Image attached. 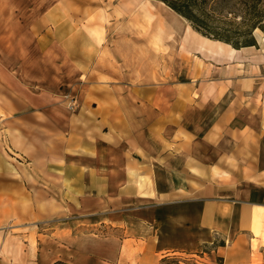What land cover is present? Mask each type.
<instances>
[{"label": "crops", "instance_id": "0c3cea01", "mask_svg": "<svg viewBox=\"0 0 264 264\" xmlns=\"http://www.w3.org/2000/svg\"><path fill=\"white\" fill-rule=\"evenodd\" d=\"M200 38L181 48L199 61L188 82L132 94L108 84L109 107L69 116L75 149L52 162L64 168L66 203L120 234L70 235L47 248L36 241L18 256L12 239L1 240L0 264H160L182 255L191 258L180 264H264V34L257 46L220 42L211 52L198 48ZM13 169L0 148V194ZM14 211L0 206V232H34L28 213L12 223ZM204 245H212L208 262L192 257Z\"/></svg>", "mask_w": 264, "mask_h": 264}, {"label": "rangeland", "instance_id": "374dc122", "mask_svg": "<svg viewBox=\"0 0 264 264\" xmlns=\"http://www.w3.org/2000/svg\"><path fill=\"white\" fill-rule=\"evenodd\" d=\"M141 2L154 3L183 25L189 23L165 3L168 8L161 6L160 0H136L134 6L122 0H0V148L17 170H12L15 178L10 181L14 182L2 185L6 190L0 194V206L14 204L12 223H20L18 213L23 212L34 225H29L34 232L16 226L0 232V241L12 239L14 256L27 251L31 255L36 241L47 248L70 235L120 234L102 224L86 223L85 210L66 203L69 188L61 177L64 168L53 163H64L65 154L75 149L69 143L74 137L69 116L90 112L92 104L110 106L101 99L111 94L108 84L124 86L120 93L125 94L155 84L164 93L165 85L193 77L199 61L179 47V38L161 44L146 35L144 24L135 27L130 16ZM253 33L255 38L263 34L260 30ZM115 86L111 89L120 94ZM65 95L76 98V109L68 108ZM76 148L81 150L79 145ZM21 190L26 196H21ZM5 244L0 255L7 250ZM210 246L204 245L192 257L208 262L213 258L208 255ZM188 257L160 264H180L178 260Z\"/></svg>", "mask_w": 264, "mask_h": 264}, {"label": "trees", "instance_id": "16d2710c", "mask_svg": "<svg viewBox=\"0 0 264 264\" xmlns=\"http://www.w3.org/2000/svg\"><path fill=\"white\" fill-rule=\"evenodd\" d=\"M160 1L185 18L198 33L236 49L257 46L255 30L264 34V0ZM165 260L168 259H162ZM52 264L68 263L56 260Z\"/></svg>", "mask_w": 264, "mask_h": 264}, {"label": "bare ground", "instance_id": "6f19581e", "mask_svg": "<svg viewBox=\"0 0 264 264\" xmlns=\"http://www.w3.org/2000/svg\"><path fill=\"white\" fill-rule=\"evenodd\" d=\"M122 2L126 6H131V5L134 6L136 4V0H122ZM146 2H141V4L139 5V8H137V10L133 14V16L130 14L131 15L130 17H131V20L133 23L136 22V24H137V25L135 24L136 28L140 27L138 25H141V23L144 24V26H146L148 28L147 29L148 32L145 30L146 35L148 36V34H149V36H151L152 39H154V41L162 44V43H166L167 41H171V39L175 40L176 37L177 38L179 37L181 39L179 41V46H180V48L185 49L186 48V46H185L186 39L188 37H196V35H199L201 37L200 38L201 40L199 41V44H198L199 49H206L209 52H211L214 48H216L218 50H223V46L220 43L222 41L210 39L206 36H203L202 34L195 31L190 26L189 23L186 22L185 25H183L181 22L178 21L179 19L177 20L176 17H174L171 13L164 11L162 9V7L152 6L154 4L153 2H151V3H153L152 5L149 3H146ZM160 3L162 4V5L160 4L161 6L165 5L161 1H160ZM166 8H168V7L166 6ZM168 9H170V8H168ZM128 23H129V21H128ZM136 36H138V35H136ZM165 37L168 39H165ZM174 40L172 42H174ZM209 40L219 41V43H213V42H210ZM223 43H225V42H223ZM225 44L230 46L231 48H233L230 44H228V43H225ZM230 51H232V50H230Z\"/></svg>", "mask_w": 264, "mask_h": 264}, {"label": "built area", "instance_id": "2783aa9c", "mask_svg": "<svg viewBox=\"0 0 264 264\" xmlns=\"http://www.w3.org/2000/svg\"><path fill=\"white\" fill-rule=\"evenodd\" d=\"M67 102V106L69 109H76L77 105V100L73 95H65L64 96Z\"/></svg>", "mask_w": 264, "mask_h": 264}]
</instances>
